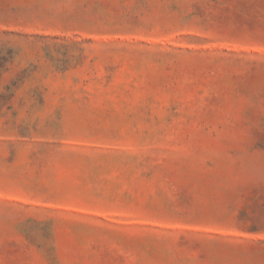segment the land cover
I'll return each mask as SVG.
<instances>
[{"label": "rangeland", "instance_id": "rangeland-1", "mask_svg": "<svg viewBox=\"0 0 264 264\" xmlns=\"http://www.w3.org/2000/svg\"><path fill=\"white\" fill-rule=\"evenodd\" d=\"M0 264H264V0H0Z\"/></svg>", "mask_w": 264, "mask_h": 264}]
</instances>
